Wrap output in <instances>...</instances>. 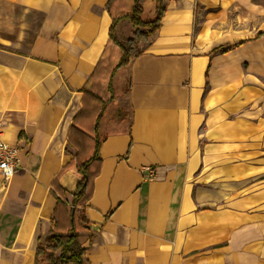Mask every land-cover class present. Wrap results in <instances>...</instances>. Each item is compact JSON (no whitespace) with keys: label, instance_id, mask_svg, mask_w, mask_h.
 <instances>
[{"label":"crops","instance_id":"crops-1","mask_svg":"<svg viewBox=\"0 0 264 264\" xmlns=\"http://www.w3.org/2000/svg\"><path fill=\"white\" fill-rule=\"evenodd\" d=\"M106 2L0 0V135L19 149L0 176V264H35L76 191L70 128L94 126L82 90L109 100L121 55ZM144 49L99 124L86 264H264V0H170ZM124 96L128 113L103 130Z\"/></svg>","mask_w":264,"mask_h":264},{"label":"trees","instance_id":"trees-1","mask_svg":"<svg viewBox=\"0 0 264 264\" xmlns=\"http://www.w3.org/2000/svg\"><path fill=\"white\" fill-rule=\"evenodd\" d=\"M168 1L170 0H156L154 19L145 20L140 0H107L105 10L112 21L109 28V41L121 51L119 61L110 75L108 85L110 98L107 101L101 99L99 90L98 92L94 90V93L88 89L82 90L84 103L88 102L93 111L90 115L88 114L91 110L86 114V119L93 121L94 126L91 134L88 135L78 130L73 123L67 140V146L75 151L71 163L80 178L75 193L71 195V203L69 205L66 203V208L62 213L54 212L50 234L43 240L38 238L35 264H86L87 248L85 244L91 243L94 235L88 226L85 210L92 198L94 180L100 172L99 149L104 140V138H100L99 124L107 105L121 92L127 91V82L125 86L117 89L114 86L116 73L120 69L128 67L144 52V47L151 43L160 28V22L166 11ZM122 21L129 22L132 28V36L119 41L116 38V28ZM142 44L145 46L142 47ZM238 44L220 47L213 52L225 53ZM119 91L120 93H118ZM125 116V114L118 112L116 121L124 123ZM73 130L76 131L74 140L71 139V131ZM50 192L57 201H61V198L64 199L67 195L66 191L58 185L56 178L50 184Z\"/></svg>","mask_w":264,"mask_h":264},{"label":"rangeland","instance_id":"rangeland-1","mask_svg":"<svg viewBox=\"0 0 264 264\" xmlns=\"http://www.w3.org/2000/svg\"><path fill=\"white\" fill-rule=\"evenodd\" d=\"M153 3H152V1L150 2L149 0H140V4L142 6V9H143V11L145 10L144 13H143V17H144L145 20H152L155 17V14H156V0H153ZM122 22H127L128 23V27L130 26L128 21H122ZM116 30H117V28H116ZM131 30H132L131 26H130V30L127 29V31H126V26H123L121 28V35H120L121 40H119V41H123L126 38L131 37L132 36V31ZM128 32H129V36L125 38V36H127ZM141 46L144 47L145 44H142ZM123 76H124L123 83H124V86H125V79L127 77V74H124ZM115 77L116 78L114 79V86L117 89L119 87L118 85H119V82H120V79H119L120 76L119 75H117V76L115 75ZM118 93H120V91ZM124 93H126V91ZM124 97H122L121 99H117L116 102L113 103L108 108L107 115H106V117H105V119L103 120V123H102V129L103 130L105 129V130L108 131V130H110L112 128L110 126L111 123H108V120L112 117V115L114 113V110L119 108V106H121L123 108L125 113H128L127 111H128L129 107H128L127 99H126V97L125 98Z\"/></svg>","mask_w":264,"mask_h":264},{"label":"built area","instance_id":"built-area-1","mask_svg":"<svg viewBox=\"0 0 264 264\" xmlns=\"http://www.w3.org/2000/svg\"><path fill=\"white\" fill-rule=\"evenodd\" d=\"M19 166V149L5 142L0 135V176L4 181L9 180ZM146 179L155 178L156 172L150 166L143 167Z\"/></svg>","mask_w":264,"mask_h":264}]
</instances>
